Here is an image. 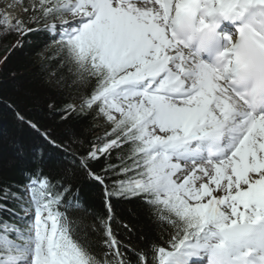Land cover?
<instances>
[{
	"label": "snow or ice",
	"instance_id": "snow-or-ice-1",
	"mask_svg": "<svg viewBox=\"0 0 264 264\" xmlns=\"http://www.w3.org/2000/svg\"><path fill=\"white\" fill-rule=\"evenodd\" d=\"M21 2L50 119L0 100V264H264V0Z\"/></svg>",
	"mask_w": 264,
	"mask_h": 264
},
{
	"label": "trees",
	"instance_id": "trees-1",
	"mask_svg": "<svg viewBox=\"0 0 264 264\" xmlns=\"http://www.w3.org/2000/svg\"><path fill=\"white\" fill-rule=\"evenodd\" d=\"M21 6L24 7L22 2ZM16 39L17 37L9 43L0 60V100L16 101L20 108L33 119L41 122L48 121L50 118L45 108L46 97L40 92L39 65L33 63L36 59L32 55L34 48L25 45L23 51L18 50L8 55ZM32 39L40 41L34 47H42L46 37H32ZM6 55L8 61L4 64L2 61ZM12 73H15L14 77ZM18 145L29 150L33 146L32 138L28 133L18 129L11 113L3 104H0V174L12 179L20 178L21 166L17 160ZM98 192L99 189H97ZM96 203L99 204L98 195H96Z\"/></svg>",
	"mask_w": 264,
	"mask_h": 264
},
{
	"label": "rangeland",
	"instance_id": "rangeland-1",
	"mask_svg": "<svg viewBox=\"0 0 264 264\" xmlns=\"http://www.w3.org/2000/svg\"><path fill=\"white\" fill-rule=\"evenodd\" d=\"M9 1L14 2L11 8H9L10 6H8ZM17 4H18V0H15V1L14 0H0V23L3 22L2 18L5 15L6 11L11 12V9H12V12H15V14L13 15L14 19L24 17V12L17 7ZM0 31H2V29H0ZM15 38L16 36L13 35L7 41L0 40V60L2 56L4 55V53L6 52L7 47L10 45L9 43L12 42Z\"/></svg>",
	"mask_w": 264,
	"mask_h": 264
},
{
	"label": "bare ground",
	"instance_id": "bare-ground-1",
	"mask_svg": "<svg viewBox=\"0 0 264 264\" xmlns=\"http://www.w3.org/2000/svg\"><path fill=\"white\" fill-rule=\"evenodd\" d=\"M15 1V0H14ZM9 3V5L8 6H10L9 8H11L12 6H13V4H14V2L12 1V2H8ZM9 10V9H8ZM5 13V12H4ZM6 13H11V15H12V17H13V15L15 14V12H12V9H11V12H8V11H6ZM5 13V14H6Z\"/></svg>",
	"mask_w": 264,
	"mask_h": 264
}]
</instances>
